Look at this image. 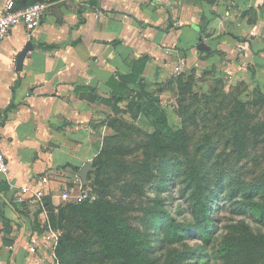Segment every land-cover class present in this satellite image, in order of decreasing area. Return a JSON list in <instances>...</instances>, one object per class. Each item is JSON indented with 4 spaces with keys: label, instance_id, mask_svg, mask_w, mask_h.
Instances as JSON below:
<instances>
[{
    "label": "crops",
    "instance_id": "0c3cea01",
    "mask_svg": "<svg viewBox=\"0 0 264 264\" xmlns=\"http://www.w3.org/2000/svg\"><path fill=\"white\" fill-rule=\"evenodd\" d=\"M49 1L37 28L28 32L19 23L0 42V137L8 161L7 174L0 173V264L54 263L51 233L58 230L48 223L45 198L58 205L95 152L97 102L114 100L112 76L135 67L143 79L228 56L233 69L244 67L264 88V0ZM28 42L18 70L16 55ZM40 175L48 178L42 201L13 200Z\"/></svg>",
    "mask_w": 264,
    "mask_h": 264
},
{
    "label": "rangeland",
    "instance_id": "374dc122",
    "mask_svg": "<svg viewBox=\"0 0 264 264\" xmlns=\"http://www.w3.org/2000/svg\"><path fill=\"white\" fill-rule=\"evenodd\" d=\"M227 58L223 56L221 63H181L143 78L145 92L159 100L170 126L183 129L182 150L162 152L150 147L149 134L156 127L128 100L115 102L104 98L97 102L99 115L93 135L96 150L87 161L97 168L87 174V184L93 187L96 199L114 203L116 212L124 215L133 229L148 235V255L155 264H181L176 255L181 251L196 252L192 258L182 257L193 264H249L242 252L220 258L216 254L219 241L248 229L264 235V224L247 212L236 213V208L223 199L224 195L213 203L215 221L207 242L196 236L180 242H161L158 229L147 217L149 210H155L164 211L177 221L192 220L190 193L195 188L208 193H229L237 183L239 193H247L250 188L264 193V105L253 103L255 85L264 88L244 67L233 69ZM173 172L179 175L171 176ZM192 175L199 176L195 184L187 180ZM74 178L59 195L58 205L75 191L80 180L78 172ZM46 199L52 207L58 206ZM72 231L89 241L91 254L84 258V264L117 262L102 255L92 232L75 227ZM60 233L62 230L56 231L57 236ZM250 255V264H264V242L252 246Z\"/></svg>",
    "mask_w": 264,
    "mask_h": 264
},
{
    "label": "trees",
    "instance_id": "16d2710c",
    "mask_svg": "<svg viewBox=\"0 0 264 264\" xmlns=\"http://www.w3.org/2000/svg\"><path fill=\"white\" fill-rule=\"evenodd\" d=\"M34 1L36 0H18L17 6H23ZM90 2L96 5L98 0H91ZM82 11L83 7H80L78 9L79 20H82ZM27 46L31 49V42H28ZM208 53H212V51L209 50ZM145 60V58H141L140 65H143ZM128 81L136 83L138 87L128 86L126 84ZM108 85L112 88L111 96L115 102L128 100L130 104L137 106V112H141L151 119L156 128L154 132L149 134L151 137L150 147L157 148L162 152L182 150L185 144L183 129H174L170 126L166 110L157 98L145 92L143 79L139 78V72L135 67H133L131 74L118 75L117 78L112 76L108 81ZM253 92L256 95L253 103L264 105V91L255 85ZM92 98L93 96H90V100ZM254 126H252V129H254ZM176 175L178 176L179 173L173 172L171 174V176ZM165 180H167V177H165ZM187 180L194 181L193 184H195L199 180V176H187ZM240 191L241 189L237 183L228 190L229 193H208V191H199L195 188L190 193L192 220L188 222L177 221L172 215L164 211L149 210L147 217L151 225L158 229L157 238L161 242H180L184 238L194 236L207 242L210 240L213 222L215 221L213 203L219 200L221 195H224L223 199L232 208H236V213L247 212L251 218L264 224V193L254 191L252 188L247 193H239ZM240 195L242 197L239 199ZM45 201L47 202L49 225L53 229L62 230V233L58 236L56 247L58 264H84V258L91 254L88 239L83 235H75L72 231L73 227L77 229L84 228L92 232L96 237L102 255L117 260L115 264H155L154 259L148 255L151 250L148 235L133 229L126 217L116 212L117 209L114 203L99 198L82 202L65 199L63 204L52 207L49 200L45 198ZM11 203L18 211L17 205L12 201ZM232 235L219 241L216 254L220 258H229L242 252L244 260H250V264V250L252 246L264 242V235L253 233L250 229ZM195 254L196 252L193 253L192 251L183 254L181 251L176 255H178L177 260L181 264H193L182 259L189 256L192 258Z\"/></svg>",
    "mask_w": 264,
    "mask_h": 264
},
{
    "label": "built area",
    "instance_id": "2783aa9c",
    "mask_svg": "<svg viewBox=\"0 0 264 264\" xmlns=\"http://www.w3.org/2000/svg\"><path fill=\"white\" fill-rule=\"evenodd\" d=\"M17 2L18 0H0V42L8 34L9 30L19 23H22L28 32L37 28L50 4L49 0H36L23 6H17ZM7 172L8 161L3 151L0 137V173L7 174ZM47 182L48 178L46 175L33 177L31 182L20 186L13 193V200L19 203L27 200L42 201L47 193ZM67 196L75 202L92 201L96 198L93 188L88 184H83L81 180H79L75 191ZM37 239V236L34 234L28 245L31 251L35 249ZM51 239L50 254L54 261L53 264H58L55 254L58 236L55 232L51 233Z\"/></svg>",
    "mask_w": 264,
    "mask_h": 264
},
{
    "label": "water",
    "instance_id": "95a60500",
    "mask_svg": "<svg viewBox=\"0 0 264 264\" xmlns=\"http://www.w3.org/2000/svg\"><path fill=\"white\" fill-rule=\"evenodd\" d=\"M197 47L199 49H202V50H209L210 47L205 44L204 42H200ZM29 50L28 46H25L21 51H19L16 55V69H21V66H22V62H23V59L27 53V51ZM96 166H93L90 162H87V163H84L79 171H78V176L81 180V182L83 184H87L88 182V179H87V174L89 173V171H95L96 170Z\"/></svg>",
    "mask_w": 264,
    "mask_h": 264
}]
</instances>
